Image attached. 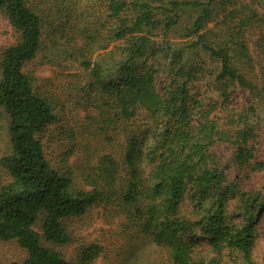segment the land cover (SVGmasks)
I'll use <instances>...</instances> for the list:
<instances>
[{
  "label": "trees",
  "instance_id": "obj_1",
  "mask_svg": "<svg viewBox=\"0 0 264 264\" xmlns=\"http://www.w3.org/2000/svg\"><path fill=\"white\" fill-rule=\"evenodd\" d=\"M0 27L12 41L0 47V241L26 254L10 264H94L99 245L74 261L55 248L95 208L128 244L164 248L162 264H257L264 193L240 180L264 173L258 0H0ZM38 57L76 71L66 105L28 72ZM203 81L217 102L195 97ZM232 91L248 97L242 110Z\"/></svg>",
  "mask_w": 264,
  "mask_h": 264
},
{
  "label": "rangeland",
  "instance_id": "obj_2",
  "mask_svg": "<svg viewBox=\"0 0 264 264\" xmlns=\"http://www.w3.org/2000/svg\"><path fill=\"white\" fill-rule=\"evenodd\" d=\"M260 7L264 10V0H258ZM189 21V19L187 20ZM4 29L0 27V47L9 46L12 44L11 39H1V33ZM171 41L180 46L182 39L179 34H172ZM27 70L37 80L40 89L46 91L53 98H58L60 102L67 104L66 92L72 86L73 80L71 75L76 71L69 69L60 70L46 64L41 57H38L32 62ZM195 97L203 104H212L216 101V95L210 90L208 84L203 81L196 85ZM249 102L248 97L238 91H232L229 108L231 110H242ZM70 111L65 112L63 121L73 123L76 117H72ZM83 114H78L76 121L79 123L83 119ZM222 116L221 110H216L211 116L212 119ZM264 118V115H263ZM3 122L0 120V157L6 147L5 132L1 129ZM262 140L260 146V158L264 160V120L262 122ZM62 126V125H59ZM56 128V127H55ZM52 128V131L55 130ZM77 146H81V140H77ZM95 143V142H94ZM67 146V145H66ZM100 146L98 143L90 145V153H99ZM218 157L228 161L230 153L226 147L215 148ZM82 150L77 148V155L74 152L69 159V164H76L77 157L82 156ZM61 152L55 151L54 167L58 165ZM95 154V155H97ZM1 171V170H0ZM78 172L74 173L75 185L81 186L80 178L77 177ZM249 178H247V177ZM241 185L245 192H260L264 193V173L257 175L246 174L241 177ZM259 240L256 244L253 257L257 264H264V211L258 219ZM68 231L71 237V243L64 247L55 248V250L63 255L67 261H74L76 252L79 248L88 245L96 244L103 248V255L94 264H162L165 262L166 250L164 248L155 247L147 242H138L128 244L123 238H119L117 233L114 234V227L104 219L102 212L95 208L88 212L83 218L76 219L68 225ZM206 251V249H203ZM202 251V250H201ZM26 257L25 252L15 242L0 241V264L21 263ZM223 264H230V260L224 258Z\"/></svg>",
  "mask_w": 264,
  "mask_h": 264
}]
</instances>
